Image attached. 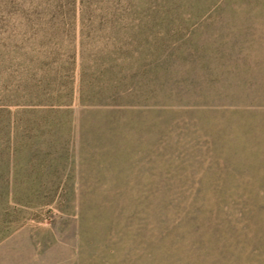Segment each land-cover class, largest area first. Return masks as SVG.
Segmentation results:
<instances>
[{
    "label": "rangeland",
    "instance_id": "obj_1",
    "mask_svg": "<svg viewBox=\"0 0 264 264\" xmlns=\"http://www.w3.org/2000/svg\"><path fill=\"white\" fill-rule=\"evenodd\" d=\"M0 264H264V0H0Z\"/></svg>",
    "mask_w": 264,
    "mask_h": 264
}]
</instances>
